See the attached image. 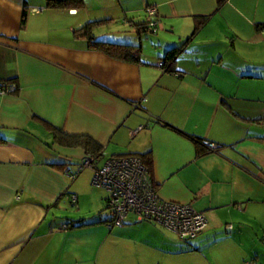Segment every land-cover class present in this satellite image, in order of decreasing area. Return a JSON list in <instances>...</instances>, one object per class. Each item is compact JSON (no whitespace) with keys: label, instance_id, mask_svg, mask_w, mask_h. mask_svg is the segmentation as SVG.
<instances>
[{"label":"crops","instance_id":"crops-1","mask_svg":"<svg viewBox=\"0 0 264 264\" xmlns=\"http://www.w3.org/2000/svg\"><path fill=\"white\" fill-rule=\"evenodd\" d=\"M83 1L0 0V80L17 86L0 95V264H264V0ZM90 21L138 58L74 33ZM75 135L100 146L95 167L141 156L159 198L204 228L183 238L133 211L111 225L95 168L68 176L91 152Z\"/></svg>","mask_w":264,"mask_h":264},{"label":"built area","instance_id":"built-area-1","mask_svg":"<svg viewBox=\"0 0 264 264\" xmlns=\"http://www.w3.org/2000/svg\"><path fill=\"white\" fill-rule=\"evenodd\" d=\"M146 13L153 17L156 14L155 6H146ZM155 23V20L150 21L151 25ZM159 64L162 65V62L159 61ZM16 88L14 82L0 80V95L12 92ZM134 106H138V103ZM207 144L215 147L214 143ZM96 160L94 153L87 152L77 163L76 170L67 173L70 178H74L86 167L95 168L92 183L109 191L106 203L113 215L111 225H121L126 215L133 211L141 219L156 220L183 238L193 237L204 228L206 217L202 212L187 203L159 198L141 156L137 154L109 156L99 167L94 166ZM73 200L75 195L71 197V201Z\"/></svg>","mask_w":264,"mask_h":264},{"label":"trees","instance_id":"trees-1","mask_svg":"<svg viewBox=\"0 0 264 264\" xmlns=\"http://www.w3.org/2000/svg\"><path fill=\"white\" fill-rule=\"evenodd\" d=\"M84 4V1L83 0H46V5L47 6H51V7H61V8H69V7H81L83 6ZM148 6V5H146ZM146 6H145V11H146ZM156 8V7H155ZM157 14H155L153 17H151L150 21L151 20H155V16ZM100 21V20H98ZM150 21H149V24L148 25H145L144 23H142L143 27H151L150 29L154 30V26L155 25H151L150 24ZM95 21H90V22H87L85 23L84 25H82L81 27L77 28L74 33L76 35H81V36H86V38L100 46V47H103L106 51L110 52V53H113L114 55H117L119 57H122V58H138V54H139V49H132L133 48V45L132 44H127V43H118V42H114V41H107V40H102V39H99V38H95L92 33H91V27H92V24L94 23ZM156 24V23H155ZM141 25V24H140ZM188 40V39H187ZM186 41L182 42L181 44H178V45H173L171 47H169L164 55V57L162 58L161 62H162V66L164 70H167V71H173L174 70V63L176 62L177 60V57L180 55L182 49H183V45L185 44ZM12 79L10 80H7V81H11ZM11 82H14V81H11ZM53 129V132L55 134V137L57 138V140H61V139H64L62 134L63 133H60V130L55 128V127H52ZM60 133V134H59ZM75 139H73V143H80L82 145H84L86 147L87 150H90L92 153L96 154L97 157L99 155V152H100V146L94 141L92 140L91 138L89 137H85V136H81V135H75L74 136ZM72 139V138H70ZM197 142V141H196ZM198 143V142H197ZM201 147V146H200ZM198 148V153L200 154L201 152H205L207 150H204L203 147L201 148ZM112 218H113V215L111 217V219L109 220L110 224L112 222ZM62 225H65L67 226L66 223H63Z\"/></svg>","mask_w":264,"mask_h":264},{"label":"rangeland","instance_id":"rangeland-1","mask_svg":"<svg viewBox=\"0 0 264 264\" xmlns=\"http://www.w3.org/2000/svg\"><path fill=\"white\" fill-rule=\"evenodd\" d=\"M126 20L127 19H122V18L119 19L118 18V20H117L116 23H118L117 25L119 26V28H122L123 27L125 29V25H127V22H128V20L127 21ZM102 22L105 23L104 21H102ZM106 22H108V21H106ZM126 27H129V26H126ZM105 28H106L105 30H109V28H112L114 30L116 27H115V24H112V25L111 24L110 25L106 24L105 25ZM85 169H91V168L90 167H86Z\"/></svg>","mask_w":264,"mask_h":264}]
</instances>
